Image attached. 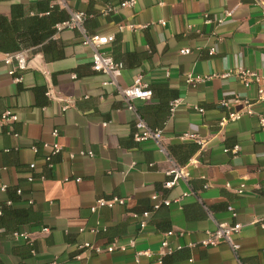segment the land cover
<instances>
[{
	"label": "crops",
	"instance_id": "crops-1",
	"mask_svg": "<svg viewBox=\"0 0 264 264\" xmlns=\"http://www.w3.org/2000/svg\"><path fill=\"white\" fill-rule=\"evenodd\" d=\"M40 1L0 0V26L13 13L22 21L42 17ZM121 1L70 0L69 11L84 15L83 32L55 26L45 40V28L14 33L17 42L15 36L26 35L21 53L29 64L15 74L18 82L4 63L13 53L0 50V109L17 116L0 128V264H135L137 252L150 253L139 264L161 258H167L162 264H264V227L253 224L264 219V102H256L255 85L220 77L237 68L264 75V0H136L119 8ZM83 35L113 37L104 51L122 64L119 88L140 77L176 92L179 102L162 124L159 144L133 140L137 110L146 102H126L107 75L91 70L92 48L82 44ZM190 74L209 78L189 85ZM244 101L253 114L220 127ZM54 143L61 151L46 162L44 146ZM191 145L198 149L189 156ZM177 165L187 179L164 188L166 172ZM154 196L172 204L154 211ZM112 198L125 202L90 211L98 199ZM14 210L27 213L15 219ZM145 211L140 229L135 216ZM232 223L242 226L236 253L224 244L200 246L205 233ZM14 232H26L29 241L14 240ZM163 240L172 254L183 253H163ZM109 243L125 250L81 248Z\"/></svg>",
	"mask_w": 264,
	"mask_h": 264
},
{
	"label": "built area",
	"instance_id": "built-area-1",
	"mask_svg": "<svg viewBox=\"0 0 264 264\" xmlns=\"http://www.w3.org/2000/svg\"><path fill=\"white\" fill-rule=\"evenodd\" d=\"M51 4L57 5L58 7L66 10L69 12V19L56 25V31H62L64 29L69 30H78L83 32V20L84 15L80 12H71L68 8V3L70 0H48ZM136 3V0H123L119 3V8H132ZM115 8H107L106 13L114 12ZM228 16L229 14L226 13ZM161 26L165 25V22L159 23ZM129 28H134L132 26H129ZM113 37H100V36H87L83 35L82 38V44L86 46H90L92 48L91 53V60H90V68L92 71L101 73L104 75H107L109 77L108 85L114 86L119 94L122 96V98L126 102H130L133 100L138 101H147L151 97V91L148 88L147 84L142 81L140 77H136L132 84L129 87L126 88H119L116 84V79L119 77L120 72L122 70V65L115 63L112 59V57L104 51V47L109 45L111 42H113ZM181 54H188V50L180 51ZM210 54H213V50L209 51ZM4 63L6 65H10L11 68L8 71V74L13 77L14 81L18 82L20 81V77L15 76L17 73H22L25 71L28 67V57L24 53L17 52L13 53L11 55H6L4 58ZM221 78H234L239 83H241L245 88H249L252 85L256 86L257 91V97L256 102H264V75L258 74L257 72L251 71L249 69L244 68H237L236 70H228L220 75ZM209 77H200L197 75H187L185 82L189 85H194L199 82H203L204 80H207ZM179 101L174 100L170 103V112L174 111ZM235 102H238V100H235ZM221 104L223 106L227 105L226 101H222ZM244 108L240 111L236 112H229L225 116H223L219 122L218 125L220 127L225 126L229 122H235L241 119L243 116H250L253 114V111L251 110L250 103L244 101ZM129 105V104H128ZM131 108V106H128ZM67 108L66 105L63 106V110ZM197 111L202 112L201 109H197ZM17 120V116L10 110H1L0 109V128L11 124ZM260 125L264 128V119H260ZM52 136L56 137L58 135V131L55 129L52 131ZM183 138L193 139V135H185ZM162 131L160 129H150L145 122L137 116V119L134 123V133H133V140L137 143L145 142V141H153L156 143H160L162 141ZM45 148L48 149V154L45 156V161L48 162L51 158V156L58 154L61 151L60 146L57 143H54L52 145H45ZM160 150L162 151V148L160 147ZM234 151H236V148H234ZM79 155H85L84 152L80 151L78 153ZM89 156L90 153L88 154ZM73 154H69V158H73ZM195 163V162H190ZM30 169L33 168V165L29 166ZM166 175L169 177V179L163 184V187L166 189H169L173 186H175L179 181L186 180L188 177L187 172L185 171V167L182 166H174L171 169H169L166 172ZM28 181H32V178H29ZM77 182L79 179L76 180ZM152 201L155 202L153 205V210L158 209L160 206L168 207L172 204L169 200H161L157 201V197H152ZM124 200L120 198H112L109 200L105 199H98L94 206L91 207L90 211L94 212L97 209L100 208H113L115 205H123ZM177 202V201H174ZM149 212L142 213L141 216H135L139 219L138 225L139 228L142 229L146 225V219L149 217ZM235 216V214H232ZM140 217V218H139ZM253 224H258L260 227H264V219L254 221ZM242 229V226L239 223H232V224H224L219 225L216 227L213 231H208L205 236V238L199 243L200 246L206 248V247H216L218 245L224 244L228 246L233 253H236L239 249V244L236 241V237L240 234ZM43 232H46V229L42 230ZM92 233L95 231L92 230ZM173 233L167 232L165 233V236H170ZM14 240H22V241H29V235L26 232H14L13 233ZM130 245H133L130 243ZM192 246V245H191ZM81 248L92 250L94 253H112L114 251H124V246L116 245L115 243L109 244L106 247H92L89 244H83ZM161 249L162 252L166 254H170L171 251L168 249V245L166 240H163L161 242ZM140 256H150L149 252H137L134 256V263L139 264V257ZM189 262H192L191 259H189Z\"/></svg>",
	"mask_w": 264,
	"mask_h": 264
},
{
	"label": "trees",
	"instance_id": "trees-1",
	"mask_svg": "<svg viewBox=\"0 0 264 264\" xmlns=\"http://www.w3.org/2000/svg\"><path fill=\"white\" fill-rule=\"evenodd\" d=\"M40 4H43V8H40V11L42 14H44L42 17H37L36 15L33 17H27L24 18L23 21L20 20V14L19 13H13L10 23H2L0 26V50L3 52H6V54H11L15 52H21V44L26 43L22 41V37H26V35L20 33L18 34L17 38H20V41L17 42L15 40L10 39L14 33L19 31H25L28 30V33L31 34V29H35L36 31L46 30L45 34L42 36L41 39L45 40L48 37H51L53 33L55 32V27L57 24H60L66 20L69 19V16L66 14L65 10L58 7L57 5L51 4L48 0H44L43 2L40 1L38 3V7ZM22 18L23 15L21 14ZM37 28L39 30H37ZM39 40V41H40ZM33 43L34 39L32 40ZM28 44L32 43L31 41L27 42ZM39 52H42L45 59H46V47L43 46ZM59 56V54H56L55 56L52 55L51 59H56ZM113 59V57H112ZM113 61L116 62L114 59ZM120 64V63H118ZM122 65V64H121ZM151 91V97L149 100L145 101L143 108L137 110V114H139L140 118L145 122V124L150 129H161L162 124L169 118L170 116V103L174 101L177 97V94L174 90L170 89L167 85H157L154 87H149ZM150 100H156V104H149L147 102H150ZM198 147L196 145L190 146V152L189 156H191ZM179 166V165H177ZM15 196V193H14ZM15 197H11V201H15ZM160 206L158 209H160ZM156 209V210H158ZM155 211V210H154ZM149 212V211H145ZM26 210H14V218L18 219L19 217H22L23 215H26ZM110 244V243H109ZM183 251L179 250L176 253H171V257L176 255L182 254ZM170 258V257H169ZM167 258H161V264L164 263Z\"/></svg>",
	"mask_w": 264,
	"mask_h": 264
},
{
	"label": "water",
	"instance_id": "water-1",
	"mask_svg": "<svg viewBox=\"0 0 264 264\" xmlns=\"http://www.w3.org/2000/svg\"><path fill=\"white\" fill-rule=\"evenodd\" d=\"M29 65V64H28Z\"/></svg>",
	"mask_w": 264,
	"mask_h": 264
}]
</instances>
